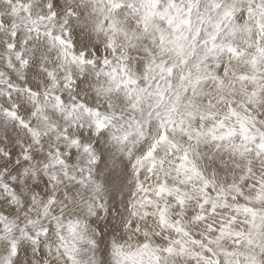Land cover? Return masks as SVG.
<instances>
[{
  "label": "snow or ice",
  "instance_id": "snow-or-ice-1",
  "mask_svg": "<svg viewBox=\"0 0 264 264\" xmlns=\"http://www.w3.org/2000/svg\"><path fill=\"white\" fill-rule=\"evenodd\" d=\"M0 264H264V0H0Z\"/></svg>",
  "mask_w": 264,
  "mask_h": 264
}]
</instances>
